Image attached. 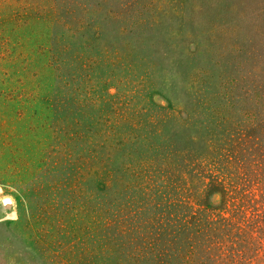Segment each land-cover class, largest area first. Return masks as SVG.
<instances>
[{
  "label": "rangeland",
  "instance_id": "rangeland-1",
  "mask_svg": "<svg viewBox=\"0 0 264 264\" xmlns=\"http://www.w3.org/2000/svg\"><path fill=\"white\" fill-rule=\"evenodd\" d=\"M0 264H264V0H0Z\"/></svg>",
  "mask_w": 264,
  "mask_h": 264
}]
</instances>
